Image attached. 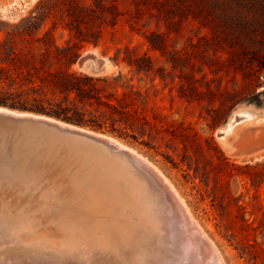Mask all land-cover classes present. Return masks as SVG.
<instances>
[{
  "label": "rangeland",
  "instance_id": "1",
  "mask_svg": "<svg viewBox=\"0 0 264 264\" xmlns=\"http://www.w3.org/2000/svg\"><path fill=\"white\" fill-rule=\"evenodd\" d=\"M88 50L110 59L112 70L81 69L77 60ZM124 57L145 58L148 69ZM61 70L108 78L97 85L116 97L118 109L86 104L105 124L83 127L152 162L222 264H264V0H0V99L42 98L33 85L62 99L41 81ZM240 104L260 115L228 134L245 149L235 155L217 132ZM39 155L0 144V207L37 222L0 238V257L11 264L63 263L52 248L65 236L57 218L84 211L71 183L51 167L58 159ZM43 239L50 247L29 245Z\"/></svg>",
  "mask_w": 264,
  "mask_h": 264
},
{
  "label": "bare ground",
  "instance_id": "2",
  "mask_svg": "<svg viewBox=\"0 0 264 264\" xmlns=\"http://www.w3.org/2000/svg\"><path fill=\"white\" fill-rule=\"evenodd\" d=\"M88 51L99 55L95 50ZM101 57L105 58V62L108 63L107 57ZM256 115L257 113L252 109H246L242 120H252L256 118ZM261 117L259 119L264 121V114ZM234 126L235 124L228 128L226 135L233 131ZM107 136L115 144V150L119 148L127 149L133 154V159L126 157L124 151L115 153L111 148L97 142L46 126L0 122V144L2 146L12 143L17 152L24 149L26 152L35 151L39 153L38 158H43V160L48 159L49 156L58 159L55 164H50L51 167L59 168L57 176L65 178L67 182L71 183L69 186L71 194L82 198V203H80V206L78 205V208L84 210L83 212L64 214L57 218V222H59L57 225L64 231L65 236L60 245L52 246L55 253L58 256H74L78 251L89 252L84 250L91 246L90 243L95 241L97 243V240L91 239V236L96 235L97 231L120 232L134 230L138 227L156 231L160 228V224L156 220V214L162 207H168L161 194L162 190L159 189L156 183L158 191L152 190L145 181L150 176L148 177L147 173L134 169L131 160H135L136 164H142L141 162H143L156 170L178 197L179 202L182 203L189 214L192 223L203 234L201 226L192 217L184 200L166 176L136 150L128 147V145L126 146V144L124 145L111 135ZM233 154L237 155L236 153ZM17 174L19 177L24 176L22 170H19ZM41 192L46 194L50 191L42 189ZM40 208L43 209L44 207L40 206ZM22 210L24 209L22 208ZM146 214L150 215V219H141V215L146 216ZM127 215L128 217H126ZM35 223H37L35 218L29 217L24 211L19 210L15 213L0 207V238L4 236L5 231L15 235L17 228H28L34 226ZM80 235L90 237V240L84 246L80 241ZM208 240L211 248L205 250L203 259L198 261L197 264H222L214 243L210 239ZM38 241L31 240L29 245L41 248L50 247L46 242L47 239ZM101 251L105 254L125 255L119 248L117 249L116 246H110L109 244ZM138 253L136 252L135 256L139 257L140 252ZM89 254L85 253L84 256Z\"/></svg>",
  "mask_w": 264,
  "mask_h": 264
},
{
  "label": "water",
  "instance_id": "3",
  "mask_svg": "<svg viewBox=\"0 0 264 264\" xmlns=\"http://www.w3.org/2000/svg\"><path fill=\"white\" fill-rule=\"evenodd\" d=\"M97 55L92 51H85L77 60L78 66L93 74H102L112 70L113 65L108 59ZM247 104H240L233 112L230 120L218 129V136L230 153L241 154L245 149L241 147L238 140H229L226 132L228 128L244 118V111L249 109ZM257 115H260L257 113ZM256 115V117H257ZM0 122H14L16 124H33L46 126L58 131L97 142L114 150L113 152H126V157L133 159V154L127 149L119 148L115 150V144L108 138L107 134L85 128L83 126L62 120L60 118L25 110H18L0 105ZM232 132V131H231ZM230 132V133H231ZM229 134V133H228ZM133 168L142 173H147L145 181L152 190H157L155 183L161 189L166 206L158 211L157 222L160 230H147L138 227L134 230L120 232H97L91 239L97 240L86 250L78 251L76 255H66L62 257L65 261L61 264H197L203 259L205 250L211 248V244L202 232L195 227L189 214L186 212L178 197L174 194L170 186L163 178L148 164H136L135 160L130 161ZM132 215V214H130ZM150 215H141V219H150ZM152 216V215H151ZM128 217V215L126 216ZM155 220V221H156ZM8 233L5 231L3 235ZM3 237V236H2ZM83 246L90 240L89 236L79 237ZM101 244V245H100ZM116 246L125 255L105 254L103 251L107 245ZM82 246V248H83ZM83 250V249H81ZM139 254L140 256H135ZM85 253H90L84 256ZM0 264H11L6 258L0 257ZM54 264V263H43Z\"/></svg>",
  "mask_w": 264,
  "mask_h": 264
},
{
  "label": "trees",
  "instance_id": "4",
  "mask_svg": "<svg viewBox=\"0 0 264 264\" xmlns=\"http://www.w3.org/2000/svg\"><path fill=\"white\" fill-rule=\"evenodd\" d=\"M69 14H71V12ZM71 16L74 15L72 14ZM124 59L130 65H136L139 71L148 69V67L142 63L145 58L131 59L124 57ZM115 60H119V54L115 56ZM70 63H72V61ZM118 76H121V74ZM107 79L108 78L90 76L76 70L50 71L41 77V81L44 85H50L51 90H55L53 94L57 91L60 92L62 94V99H58L57 97L49 98L47 93L40 90V86L37 87L33 85V90L39 91V93L43 95L42 98L34 97V101L31 103L9 102L0 99V103L14 108L49 114L81 126L102 129L105 121L100 120L94 109L88 108L86 104L92 107L94 105H105L118 109V106L113 103L116 97H113V95L101 94V88L97 85L98 81ZM31 83L35 84V81ZM79 101L84 102L81 107L79 106ZM119 105L121 107L119 111H123L126 104L119 102Z\"/></svg>",
  "mask_w": 264,
  "mask_h": 264
}]
</instances>
